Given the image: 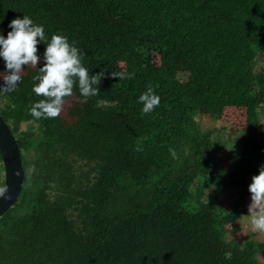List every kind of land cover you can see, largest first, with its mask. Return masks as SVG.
I'll return each mask as SVG.
<instances>
[{
    "label": "trees",
    "instance_id": "obj_1",
    "mask_svg": "<svg viewBox=\"0 0 264 264\" xmlns=\"http://www.w3.org/2000/svg\"><path fill=\"white\" fill-rule=\"evenodd\" d=\"M24 15L49 40L74 41L89 74L105 78L88 99L74 85L55 119L29 113L43 99L38 68L0 93L24 168L0 216V264H264V241L235 236L239 217L218 201L235 189L241 215L264 165V0H0V34ZM120 71L135 77L111 76ZM149 84L161 102L142 115ZM226 108L244 110L233 142L200 121Z\"/></svg>",
    "mask_w": 264,
    "mask_h": 264
},
{
    "label": "clouds",
    "instance_id": "obj_2",
    "mask_svg": "<svg viewBox=\"0 0 264 264\" xmlns=\"http://www.w3.org/2000/svg\"><path fill=\"white\" fill-rule=\"evenodd\" d=\"M12 29L7 38L0 34V57L5 63V71L0 72V93H11L17 90L22 82L25 72L24 66L38 68V74L33 77L38 81L33 87V92L43 97L34 103L29 113L36 120L55 119L64 109L66 97H71L74 85H78L80 94L88 99L100 92V84L105 78V71L97 74H89V70L83 65V56L75 42L62 34H54L49 40L45 34L44 26L36 24L27 15L23 18H15L8 25ZM44 42L46 49L41 58L37 45ZM43 60V66L38 64ZM112 77L121 79H133L135 73L126 71L112 72ZM161 97L155 94V89L149 84L147 90L139 96L138 103L143 105L142 115L150 114L159 106ZM175 158L174 149H169ZM35 166L29 171L35 172ZM19 175V173H17ZM251 203L248 206L249 215L243 216L250 221L253 231L264 233V165L259 169V175L252 177L249 185ZM7 185L0 186V198L12 199Z\"/></svg>",
    "mask_w": 264,
    "mask_h": 264
},
{
    "label": "rangeland",
    "instance_id": "obj_3",
    "mask_svg": "<svg viewBox=\"0 0 264 264\" xmlns=\"http://www.w3.org/2000/svg\"><path fill=\"white\" fill-rule=\"evenodd\" d=\"M26 67L27 66H24L25 69ZM239 110L234 108H226L220 114H213V116L204 115L200 120L202 123V127L203 129L207 130V132H209L210 137L212 138H219L223 141H225L227 138H230V141H232L236 137H238V134L243 129V126L245 127L244 118L241 116L244 110ZM261 126L264 128V123H262ZM224 143L226 144V142ZM229 145H231V149L235 147L234 144ZM219 152L220 162L223 165L227 166L230 160V152L228 147L223 145L220 148ZM232 162L234 163V160ZM227 177H231V174H227ZM237 196L238 193L235 189L233 190L232 188H227L223 191L218 199L219 204L223 206V209L226 212L231 211L234 217H239L236 219L235 225L232 228L236 230L234 232L235 236H243L245 234L251 233V235H254V238H257V240L264 241V233L253 231L250 225V221L247 218L243 217L249 215L248 206L251 203V198H248L243 202V207H239L240 211H243L241 215L237 212L232 211V209L235 207V200ZM259 257L262 261H264V250L261 251Z\"/></svg>",
    "mask_w": 264,
    "mask_h": 264
},
{
    "label": "water",
    "instance_id": "obj_4",
    "mask_svg": "<svg viewBox=\"0 0 264 264\" xmlns=\"http://www.w3.org/2000/svg\"><path fill=\"white\" fill-rule=\"evenodd\" d=\"M0 153L4 166V185L9 187V194L12 196L10 200L0 198V216H2L16 202L20 195L24 182V168L18 141L1 115Z\"/></svg>",
    "mask_w": 264,
    "mask_h": 264
}]
</instances>
